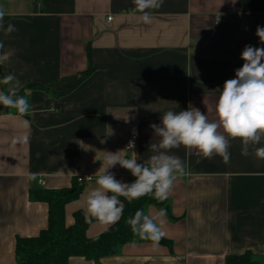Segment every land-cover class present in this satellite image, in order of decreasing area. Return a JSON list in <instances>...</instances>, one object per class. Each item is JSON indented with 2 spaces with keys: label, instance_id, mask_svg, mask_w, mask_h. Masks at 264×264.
<instances>
[{
  "label": "crops",
  "instance_id": "0c3cea01",
  "mask_svg": "<svg viewBox=\"0 0 264 264\" xmlns=\"http://www.w3.org/2000/svg\"><path fill=\"white\" fill-rule=\"evenodd\" d=\"M0 8L5 27L16 29L0 31V79L14 74L30 103L27 116L0 105V264H19L17 238L48 226L49 204L33 200L31 189L69 188L91 175L65 205L66 224H73L106 167L105 152H135L147 164L149 145L159 141L150 125H160L166 111L191 106L216 119L219 92L242 67L245 46L264 47L256 35L264 0H163L149 25L133 0H0ZM132 127L138 142L130 152ZM20 135L27 140L14 144ZM260 146L243 156L241 141L230 139L228 162L183 146L170 150L187 174L167 200L143 209L167 210V242H129L99 261L74 255L68 264H225L227 255L246 251L264 264V159L254 155ZM108 171L130 184L133 175L119 164ZM108 227L93 219L86 233Z\"/></svg>",
  "mask_w": 264,
  "mask_h": 264
},
{
  "label": "clouds",
  "instance_id": "9594fccd",
  "mask_svg": "<svg viewBox=\"0 0 264 264\" xmlns=\"http://www.w3.org/2000/svg\"><path fill=\"white\" fill-rule=\"evenodd\" d=\"M135 11L140 13V20L149 25L152 23L151 10L158 9L163 0H133ZM235 3V0H233ZM6 12L0 8V31L5 36L14 32L11 23L5 27ZM256 35L264 44V27H257ZM4 45L0 42V49ZM244 61L236 70L235 78L228 79L220 90L215 104L216 119L209 120L205 112L195 107L178 112L166 111L161 116V124H152L158 143H151L149 150L154 153L145 163H138V155L131 152L130 157L121 156L119 152H105L102 171L96 178L97 187L87 192L84 201V218L87 223L93 219L104 225H112L120 220L124 212V204L119 197L129 201L153 194L154 198L163 202L169 198L176 181L187 174L186 165L170 150L183 146L186 149H196L205 158L219 155L225 162L230 160V139L241 141V155L248 156L250 147L264 142V47L246 45L241 53ZM0 105L13 108L21 116L30 112V103L25 95L19 92L23 85L14 74H7L0 79ZM27 124V121L24 122ZM135 134V130H134ZM27 137L17 136L13 143L24 142ZM134 148L130 141L128 149ZM254 155L264 159V146L254 147ZM119 164L136 178L131 184L115 178L108 169ZM38 174L32 173L31 180H36ZM91 179V176H89ZM167 210L161 208L155 213L145 214L137 210L133 217L127 220L133 234L143 240H150L153 246L165 236L163 230Z\"/></svg>",
  "mask_w": 264,
  "mask_h": 264
},
{
  "label": "trees",
  "instance_id": "16d2710c",
  "mask_svg": "<svg viewBox=\"0 0 264 264\" xmlns=\"http://www.w3.org/2000/svg\"><path fill=\"white\" fill-rule=\"evenodd\" d=\"M92 68L89 66L78 82L86 78ZM77 83L69 86L66 92L73 89ZM22 93L23 91L19 92ZM82 191L83 186L77 179L69 188L31 189L30 196L33 200L46 201L49 204L48 226L36 236L17 238L16 256L19 264H68L69 258L74 255L99 261L104 256L115 254L126 243L143 240L133 234L127 220L133 217L137 210L143 211L146 204L162 203L151 193L131 201L123 197L120 201L124 204V212L120 220L100 235L89 237L86 233L89 223L85 221L83 211L74 213L73 224L67 225L65 220V205L75 200ZM159 242L165 243L167 239L162 238ZM225 264H259V260L252 252L246 251L242 254L227 255Z\"/></svg>",
  "mask_w": 264,
  "mask_h": 264
},
{
  "label": "built area",
  "instance_id": "2783aa9c",
  "mask_svg": "<svg viewBox=\"0 0 264 264\" xmlns=\"http://www.w3.org/2000/svg\"><path fill=\"white\" fill-rule=\"evenodd\" d=\"M108 19L111 20L112 17H109ZM217 20H218L219 22H222V21H224V18L218 16V17H217ZM134 130H135V134H134ZM130 141H134V146H135V144L138 142V133H137L135 127H132V128L130 129L129 135H128V137H127V140H126V143H125V149H126L127 151H131V150L133 149V148L130 149V150L128 149V144H129ZM89 176H91V175H87V176H79V177H77V180H78L79 182H84V181L92 180L93 177L91 176V179H89ZM135 179H136V178H135L134 176H132L131 179H130V181H129V183H130V184L133 183V182L135 181Z\"/></svg>",
  "mask_w": 264,
  "mask_h": 264
}]
</instances>
